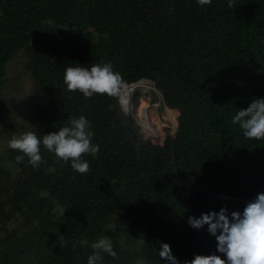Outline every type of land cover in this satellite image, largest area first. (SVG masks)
<instances>
[{
    "label": "trees",
    "instance_id": "obj_1",
    "mask_svg": "<svg viewBox=\"0 0 264 264\" xmlns=\"http://www.w3.org/2000/svg\"><path fill=\"white\" fill-rule=\"evenodd\" d=\"M233 3L0 0V264H87L101 237L117 255L101 253L98 264H167L159 243L181 264L215 252L207 226L193 229L188 217L242 210L264 192V139L245 138L231 122L264 98V0ZM17 56L22 75L6 88ZM101 61L121 83L151 82L178 113L175 134L161 144L144 138L134 117L138 88L132 114L119 94L67 90L66 68ZM80 116L99 145L97 156L84 157L88 173L56 163L43 148L39 170L15 162L13 136L42 138Z\"/></svg>",
    "mask_w": 264,
    "mask_h": 264
},
{
    "label": "clouds",
    "instance_id": "obj_2",
    "mask_svg": "<svg viewBox=\"0 0 264 264\" xmlns=\"http://www.w3.org/2000/svg\"><path fill=\"white\" fill-rule=\"evenodd\" d=\"M211 2L212 0H197L199 6L210 5ZM228 7H234L233 0H228ZM121 81L120 73L113 70L111 63L104 61L92 65L90 69L68 67L64 73V83L68 91H78L85 98H91L94 94L110 97L119 94L120 105H122L119 93ZM142 82H138V85L141 86ZM129 101L130 97L126 105ZM231 122L234 125L239 124L245 138L264 139V98H253L246 108L236 111ZM93 136L90 121L80 116L70 119L66 126L60 127L57 131L44 134L42 138L32 131L18 137L13 136L8 141V148L20 153L14 157L15 162L24 164L25 167L31 165L34 170H39L40 166L46 163L41 155L43 148L55 156L56 163L70 164L74 171L86 174L90 171V166L84 157L88 155L95 157L99 152V145L92 142ZM48 171L51 173L56 169L53 167ZM57 208L60 209L61 215H64L66 210L59 205ZM187 223L197 230L207 226L208 234L215 238L216 248L212 254L194 255L183 264H264V192H258L254 198L247 200L242 210L229 212L226 207H221L219 211L201 213L198 218L189 216ZM109 227L115 229L117 224L113 222ZM141 243H145L144 240ZM90 246L94 251L88 257L87 264H98L103 259L101 253L113 258L117 255L108 237H101ZM158 255L167 264H181L167 243H159ZM135 264L147 262L144 259H137Z\"/></svg>",
    "mask_w": 264,
    "mask_h": 264
},
{
    "label": "rangeland",
    "instance_id": "obj_3",
    "mask_svg": "<svg viewBox=\"0 0 264 264\" xmlns=\"http://www.w3.org/2000/svg\"><path fill=\"white\" fill-rule=\"evenodd\" d=\"M19 57L17 56L16 58H14L12 64L10 65V68L8 70V76L6 79V88L15 75H22V64H24V61L21 59L23 58L22 56ZM26 85L28 86L27 81ZM20 89L24 91L22 85H20ZM138 89L141 92V95L138 97L137 105L135 107L134 117L136 119V122L140 128L142 135L145 138L147 137L146 139H149L148 133L146 131V126H152L156 137H151H153L157 141L156 144H161L164 141L166 134H173L174 129H176L178 113L175 110L168 109L163 105L159 94L154 92V86L151 82H142L141 86H139ZM20 93L23 92L20 91ZM131 93L132 91L129 93V97ZM122 98L126 99V95L124 93L122 94ZM126 102L123 104L124 107H126ZM127 106L128 109L127 111H125V113L132 114L131 112L133 108L130 105V101ZM21 120L22 119L18 118L15 121L20 122ZM1 146L2 144L0 145V147Z\"/></svg>",
    "mask_w": 264,
    "mask_h": 264
},
{
    "label": "bare ground",
    "instance_id": "obj_4",
    "mask_svg": "<svg viewBox=\"0 0 264 264\" xmlns=\"http://www.w3.org/2000/svg\"><path fill=\"white\" fill-rule=\"evenodd\" d=\"M130 92H131V91H130V88H124V89L121 90V92H120V93H121V94H120V99H121V103H122V105H123L126 101L128 102V100H129V93H130ZM123 93L126 95V99L122 98V94H123ZM146 131H147V133H148L149 138L155 140L153 137H151V136L156 137V134H155L154 131H153V127L150 126V125H147V126H146Z\"/></svg>",
    "mask_w": 264,
    "mask_h": 264
},
{
    "label": "water",
    "instance_id": "obj_5",
    "mask_svg": "<svg viewBox=\"0 0 264 264\" xmlns=\"http://www.w3.org/2000/svg\"><path fill=\"white\" fill-rule=\"evenodd\" d=\"M139 83H136V84H132V90H134V87H136V86H139L138 85ZM122 106V105H121ZM126 107H124V106H122V109L124 110V111H127V109H128V106L127 105H125ZM175 129H174V131H173V134H175ZM145 138V137H144ZM147 138V137H146ZM145 138V139H146ZM149 140L150 141H152L153 143H156L157 141L156 140H153V139H151V138H149Z\"/></svg>",
    "mask_w": 264,
    "mask_h": 264
},
{
    "label": "built area",
    "instance_id": "obj_6",
    "mask_svg": "<svg viewBox=\"0 0 264 264\" xmlns=\"http://www.w3.org/2000/svg\"><path fill=\"white\" fill-rule=\"evenodd\" d=\"M124 88H130V91H132V85H126L125 83L120 84V90L119 93L121 92L122 89ZM121 94V93H120Z\"/></svg>",
    "mask_w": 264,
    "mask_h": 264
}]
</instances>
